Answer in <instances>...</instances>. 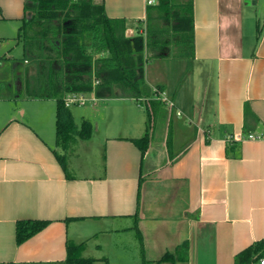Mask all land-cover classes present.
<instances>
[{
	"label": "crops",
	"instance_id": "obj_1",
	"mask_svg": "<svg viewBox=\"0 0 264 264\" xmlns=\"http://www.w3.org/2000/svg\"><path fill=\"white\" fill-rule=\"evenodd\" d=\"M94 1L125 19L129 36L142 32L158 2ZM191 7L192 56L172 49L144 65L146 83L161 85L172 102L161 107L164 116L157 111L144 154L131 140L144 132V106L105 96L119 101L120 115L115 109L99 129L86 115L91 136L65 150V172L53 153L55 99L27 95L35 68L13 61L25 0H0V264H62L67 243H82L79 255L91 264H153L167 252L158 264H235L237 252L261 241L264 0H191ZM186 57L203 78L200 101L176 88ZM79 94L93 105L102 98ZM72 114L77 124L85 117ZM20 219L48 223L17 243Z\"/></svg>",
	"mask_w": 264,
	"mask_h": 264
},
{
	"label": "trees",
	"instance_id": "obj_2",
	"mask_svg": "<svg viewBox=\"0 0 264 264\" xmlns=\"http://www.w3.org/2000/svg\"><path fill=\"white\" fill-rule=\"evenodd\" d=\"M187 10V14L185 12ZM142 32L127 35L126 20L106 15L102 1L94 0H25V15L18 27L35 72L27 79V95L55 99V143L53 153L66 172V153L77 139H88L92 123L82 117L74 120L63 97L68 92L94 90L97 97H130L144 106L143 134L131 140L146 151L158 110L164 101L159 98L161 85L151 88L145 81L144 65L158 57H184L193 54V20L191 0H158L148 8ZM27 60L26 58L23 61ZM34 81H42V91L31 92ZM93 81L97 84L93 86ZM45 219H20L15 222V239L21 243L43 229ZM82 243H67L62 264H91L93 259L79 255ZM173 254L165 253L160 259ZM264 256V242L255 241L237 252L235 264H251ZM10 264V263H9ZM151 264V263H149Z\"/></svg>",
	"mask_w": 264,
	"mask_h": 264
},
{
	"label": "rangeland",
	"instance_id": "obj_3",
	"mask_svg": "<svg viewBox=\"0 0 264 264\" xmlns=\"http://www.w3.org/2000/svg\"><path fill=\"white\" fill-rule=\"evenodd\" d=\"M186 14H187V10H185ZM262 13V12H261ZM263 20V15L260 16V20L259 22L261 23ZM14 43L12 42L11 45H13ZM20 44H22V40L20 39ZM13 56L15 57V63L16 62H20V65L22 64V66H30L32 64V62L28 61L30 58L25 55L24 56V51H23V47L21 45H14L13 47ZM188 49H187V53H188ZM26 58L27 63H24L23 59ZM186 61L187 63H185L184 67L182 68V73L178 78V83L176 88L178 87H183L186 90H190L192 92V95L194 96L195 101H200L202 99V90L200 91V88L202 89V79L203 78H197L195 75V68H193V65L191 63L192 60H190V57H186L185 59H181ZM6 61V60H5ZM13 61L12 62H5V67L4 69H6V78H9V76H11V70H12V65H13ZM149 68V67H148ZM8 72H10L9 74H7ZM147 72L148 69H147ZM148 75L150 76V74L148 73ZM145 76V75H144ZM11 82H15L14 79ZM161 81H157V83H159ZM34 88L31 87V92L34 93H39L40 91H42V81L38 82V81H34ZM199 92V94H197V92ZM86 93L85 95L87 97H92L95 93L94 90H90V91H86L84 92ZM198 97V98H197ZM119 101H114L112 99H107L105 97L102 98H97L96 103L90 104L91 102L86 101L84 104L85 105H80V106H72L70 107V109L72 110V112L75 115L76 121L79 122L80 117L81 116H85L86 118H88L89 115L90 119L92 120L93 123V129L96 128H100L101 126V120L105 118L106 115H114V113H112L115 109V114H119L122 110V107L120 106V111L118 112V109L116 108L117 106H114L118 103ZM181 102H186V99L181 100ZM122 104V102L120 103ZM166 110V109H165ZM89 119V118H88ZM89 119V120H90ZM97 122H98V127H97ZM88 244H90L88 242ZM114 252V250H113ZM88 252H86L85 254L87 255ZM111 262V261H110ZM116 264V262H111L110 264Z\"/></svg>",
	"mask_w": 264,
	"mask_h": 264
},
{
	"label": "built area",
	"instance_id": "obj_4",
	"mask_svg": "<svg viewBox=\"0 0 264 264\" xmlns=\"http://www.w3.org/2000/svg\"><path fill=\"white\" fill-rule=\"evenodd\" d=\"M147 4H153L155 0H146ZM97 82L93 81V86L96 85ZM80 92H68L63 97L64 105L67 107L72 106L73 104L83 105L88 99L84 97L82 94H79ZM159 98L164 101V103L167 105L168 108L172 106V102L168 100L166 97L163 96V94L159 95ZM94 98H92L93 101ZM246 138L248 139H257L260 138L259 135H255L252 133H249ZM261 241L264 242V236L261 238ZM251 264H264V256L261 257L257 262H253Z\"/></svg>",
	"mask_w": 264,
	"mask_h": 264
}]
</instances>
